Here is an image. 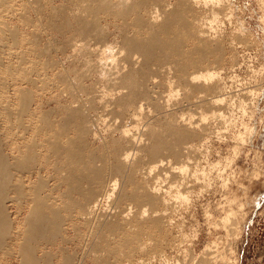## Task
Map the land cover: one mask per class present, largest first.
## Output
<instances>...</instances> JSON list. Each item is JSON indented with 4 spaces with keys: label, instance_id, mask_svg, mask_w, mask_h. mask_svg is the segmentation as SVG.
<instances>
[{
    "label": "bare ground",
    "instance_id": "obj_1",
    "mask_svg": "<svg viewBox=\"0 0 264 264\" xmlns=\"http://www.w3.org/2000/svg\"><path fill=\"white\" fill-rule=\"evenodd\" d=\"M6 1L0 0V5ZM32 1L36 16L47 2ZM72 1L75 8L69 14L64 11L67 8H62L66 5L60 4L61 9L58 5L53 7L55 16L61 19L58 23L55 21L53 25V19L47 20L66 37L62 41L66 44L58 46V50L63 53L66 45L75 53L74 56L67 53L69 56H82L86 62L82 66L90 68L85 74L92 82L87 85L81 81L87 78L85 74L84 78L76 77L75 66L74 78H70V73L61 77L65 88L60 87L64 90L57 94L66 98L56 101L61 106L58 105L60 112L56 114L58 120H51L43 112L35 119L32 96L22 89L24 86L20 88L23 92L19 94L18 109L14 115L9 112L11 124L5 138L0 136V264H8L12 258L18 264H55L60 259L55 248L69 250L72 243L84 239L90 244H83L94 253L93 262L103 264L138 242L144 230L169 229L173 186L177 189L176 200L187 198L185 192H189L188 186L192 187L186 166L177 163L197 159L212 134L209 126L185 115L182 108L196 105L214 108L229 98V86L220 72L210 70L215 66L210 68L208 64L207 72H201L207 61L217 64L216 56L224 42L217 39L221 37L211 35L214 18L204 23L188 18L199 5L210 6L215 16L216 7L226 8L228 0ZM257 1L262 4L264 0ZM2 8L1 11L5 10ZM235 65L237 62L230 66L234 69ZM28 72L25 71V76ZM163 85L169 90L165 89L166 95L161 90ZM212 109L209 118L226 119L222 112ZM103 130L105 135L100 133ZM199 179L197 183L203 185ZM30 183L34 184L33 192V187L27 188ZM67 203L68 208L77 207L74 215L70 208L69 218L64 214ZM12 207L15 216L27 211L20 226L13 218ZM212 253L204 257L206 262L215 259ZM65 255L63 264H75L71 256L66 252Z\"/></svg>",
    "mask_w": 264,
    "mask_h": 264
},
{
    "label": "rangeland",
    "instance_id": "obj_2",
    "mask_svg": "<svg viewBox=\"0 0 264 264\" xmlns=\"http://www.w3.org/2000/svg\"><path fill=\"white\" fill-rule=\"evenodd\" d=\"M7 1L4 4L5 6L3 4L0 5V24L2 22V25H0L2 26L0 27V42L3 43L0 46V136L2 138H5L4 136L8 132L6 129L11 124L9 112H12V115L16 113L20 95L24 89L32 96L31 106L33 108L31 107V110L36 112H34L36 114L34 115L35 119L37 118L38 120L43 112V114H48L50 119L56 120L58 111L60 112L59 107H61L56 101L59 98H66L58 96L60 91L64 90L62 88H65L61 77L70 73V78H74L75 71L74 73L72 72V67L75 66L74 69L78 76L76 73L75 75L81 79L84 76L87 77L85 74L86 70L89 71L90 69H88V65L86 66L87 69L82 66L86 65L82 56L80 57V55L76 54V58L73 57L75 53L68 46L64 45V48L69 50L63 49V53L58 50V46L63 45V43L66 44L62 42L65 41L66 37L60 35L51 26L52 24L48 22V20L53 19L52 23L54 22V25L56 22L58 23V20H61L54 14V8L57 5L59 9L66 5L67 7L62 8H67L64 11L68 10L65 13L69 14V11L75 8L74 1L71 3V0H41V4L47 2L46 5H48H41L39 12L36 14V16L38 14L40 16L38 15L37 18L35 16L36 10H33L35 8L32 9V0ZM68 1L70 5L69 3L67 5ZM228 1L227 5H229L226 8L216 7L215 16L212 15L211 7L204 5L194 8L193 12L196 11L195 13L192 12V16L195 15V17L190 16L191 13L188 16L189 20L194 18L192 22L201 20L199 23L210 22L214 18L211 21L214 28L211 35L212 37L216 35V38L218 36L221 37L217 39L224 42H222L223 46L219 55L216 56L218 59L217 64H215L216 62L207 61L206 64H203L204 69L201 72L206 73V68L215 66L216 68L214 67L210 70L220 72L230 91L226 103L219 104L214 108L211 106L213 109L208 105L199 107L196 105V107L193 106L191 108L187 106V109L183 106L182 108L185 115H192L193 118L198 119L202 124L209 126V130L212 131L210 141L202 147V152L197 159L177 163V165L184 164L186 166L189 172V184L192 181L193 184L191 183V185L195 189L188 186L191 190L188 189L189 192H185L187 198H178L176 200L177 197L174 192L177 189H174L173 186L171 194L173 193L174 195L172 194V198H170V201L173 202H170V213L168 212L172 217L171 219L169 218V229L144 230L138 242L125 247L124 252L119 254L118 258L112 256L108 258V262H103V264H264V1L262 4L257 0ZM60 4L62 6H59ZM24 6H28L29 10L26 7L24 8ZM2 7L6 11H1ZM8 9L10 10L8 11ZM26 10L30 13L28 11L25 13ZM8 12L10 13L7 14ZM40 12L43 14L42 17ZM50 12L54 16H51ZM27 13L28 15L31 14L29 18L26 17ZM23 14L26 15L22 16ZM32 17L33 20H36H31ZM38 19L39 21H37ZM3 27L6 29L7 35ZM11 31H15V34L17 32V36L14 32L11 34ZM10 34L12 36L14 34V36L10 37ZM3 35H5V38ZM36 37L38 38L37 40L35 39ZM13 38L16 41L18 40L19 43L14 41ZM6 41L8 42L4 44ZM190 41L189 44L192 43ZM20 43L23 45H20ZM65 51L66 53H64ZM17 52L20 55L24 54V57H21L22 55L19 56V54L17 56ZM67 53L73 56H69ZM70 57H73L75 63ZM235 62H237V65L233 69L230 65ZM238 63H240V67H237ZM27 65H30V68ZM25 71L30 74L26 73L25 76ZM80 72L81 74L79 75ZM87 78L81 79V81L88 85L92 80L89 76ZM32 79L34 83H31L33 82ZM36 80L37 82H35ZM3 84H6V87ZM7 85H10L8 87L10 90ZM164 86L161 87L162 92L165 89L166 91L168 90ZM21 87L23 90H20ZM7 90L11 92L7 93ZM166 91L164 95L169 92V90ZM13 92L17 95H12ZM228 101L229 104H227ZM43 102H45V106ZM15 103H17V107H15ZM8 107H13L14 112L11 111L12 109L7 110L9 109ZM34 107L35 109L36 107L39 108H37L38 112ZM173 108H176V106ZM184 109L186 110L184 111ZM211 109L217 113L222 112L226 119L223 117L209 118L208 116L212 112ZM100 133L105 135L104 130L100 131ZM172 161L173 164H176L175 159H172ZM196 177L204 178L203 180L198 178L199 182L204 184L197 183L198 179ZM209 179L211 180V183L209 182L210 186H208V182L206 184V181H210ZM51 183H54L53 180ZM226 183L228 184L226 185ZM198 184L201 185V188ZM33 185L30 183L27 187L28 189L30 186L33 187L32 192L35 189ZM174 196L175 199L172 200ZM73 197L77 196L73 195ZM70 199H66V201L70 202ZM176 201L177 205L179 204V208H177ZM174 202L175 204H173ZM185 203L189 204L188 207ZM68 204L65 207L67 208L65 209L67 214L64 212L67 218L70 217L68 214L72 209L70 205L68 208ZM174 205L176 210L174 209L175 207H172ZM74 208L76 209L77 207L75 206ZM12 209V215L15 216V208L12 207ZM75 209H72L74 212L71 211L73 215L76 214L77 209ZM22 214L16 215L17 217L13 216L16 219L17 226H20L18 225L19 222L23 224L27 211L24 210ZM169 215L167 214V217ZM67 226L64 225V227ZM71 233L69 232L70 235L73 234ZM84 240L76 241V245L75 243L70 244L71 249L69 248V250L65 249L62 251L60 248H58L60 250L55 248V252L62 253L59 255L56 252L58 259L60 258L62 262L59 259L55 261V264L66 262L65 252L67 256H71V259L73 258L71 262L75 261V264H81L83 258L86 259V261H83L85 264H96L93 262L94 253L89 250L91 249L90 246L88 247L89 249L85 246L87 241ZM88 242L87 245L90 244ZM77 246H80L79 248L81 249L77 248ZM85 247L90 253L85 250ZM209 253L215 255V259L208 263L205 258L211 256ZM81 254L85 256L82 255L84 257L80 261ZM90 256H92V259H90ZM76 258L79 259L77 262ZM87 261L88 263H86ZM8 264H18V262L12 258ZM46 264H50V262Z\"/></svg>",
    "mask_w": 264,
    "mask_h": 264
}]
</instances>
